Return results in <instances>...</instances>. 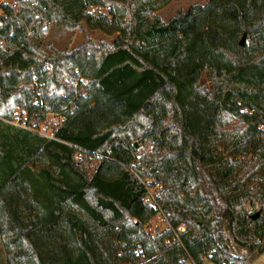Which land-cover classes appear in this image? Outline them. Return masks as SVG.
Returning <instances> with one entry per match:
<instances>
[{"label": "trees", "instance_id": "1", "mask_svg": "<svg viewBox=\"0 0 264 264\" xmlns=\"http://www.w3.org/2000/svg\"><path fill=\"white\" fill-rule=\"evenodd\" d=\"M172 1L0 2V264H246L231 238L264 253V0L165 22ZM45 21L115 36L41 59ZM165 92L184 143L153 156ZM18 108L62 120L47 135L14 123Z\"/></svg>", "mask_w": 264, "mask_h": 264}, {"label": "rangeland", "instance_id": "2", "mask_svg": "<svg viewBox=\"0 0 264 264\" xmlns=\"http://www.w3.org/2000/svg\"><path fill=\"white\" fill-rule=\"evenodd\" d=\"M27 0H0V2H5L18 9L19 7H24V2ZM209 0H173L166 7L162 8L158 11V14L162 17V19L167 22L171 17H173L179 10H186L190 6L195 4L206 5ZM28 6V5H27ZM93 11L95 12H106L107 9L105 7H93ZM37 14V13H36ZM35 14V15H36ZM39 17V14H37ZM42 19V17H40ZM43 41L41 44V50L43 53L40 55L41 59L47 57L49 59H59V62L63 58V56L76 51L78 48H95L98 49L100 45L111 42L115 35H109L104 32L94 30L88 27H84L82 25L65 27L64 25H59L55 23H51L45 21L43 25ZM29 34L33 32V30H29ZM66 76V75H65ZM63 76V78L65 77ZM67 78V77H66ZM68 79V78H67ZM78 83L76 82V86ZM32 88L33 85H32ZM37 94L41 95L42 88L36 87ZM53 93V91H52ZM36 102V99L34 100ZM20 108V107H19ZM16 111V118L14 119V123L19 125L38 130L41 133L52 135L54 126L58 125L62 117L58 115L56 112L47 111L44 114V117L41 118L40 115H43V111L35 112L32 116H28L27 112L24 109H19ZM152 113H156V121L154 125V139L156 141V148H150L153 156H157L164 150L174 149L182 146L184 140L181 136L177 135L174 130H170V126L174 123V119L177 118L178 112L174 107L172 95L170 92H165L164 94H160L154 101L153 107L151 108ZM173 117L174 119L169 120V117ZM167 125L164 123L165 120ZM171 119V118H170ZM136 146L139 147V142H135ZM152 193L156 195L155 189L152 190ZM254 209L253 206L247 205L246 211H252ZM170 226L167 217L159 213L156 217H154L146 226V229L149 233L158 234L160 231L166 229ZM231 249L234 255L238 257H244L247 259L246 264H264V253L257 256L255 259L253 258L250 249L247 246L238 243L236 240L231 238ZM0 256L3 259L5 258V253L3 248L0 246ZM235 263L240 262L241 260H233Z\"/></svg>", "mask_w": 264, "mask_h": 264}, {"label": "built area", "instance_id": "3", "mask_svg": "<svg viewBox=\"0 0 264 264\" xmlns=\"http://www.w3.org/2000/svg\"><path fill=\"white\" fill-rule=\"evenodd\" d=\"M149 198L151 200L154 199V196L152 194V192L150 191V194H149ZM186 231V224L185 223H182L180 224L179 226H177L174 230V238L175 240H178L180 238V235ZM209 257H212V253L209 254ZM235 264H240V262H237Z\"/></svg>", "mask_w": 264, "mask_h": 264}, {"label": "water", "instance_id": "4", "mask_svg": "<svg viewBox=\"0 0 264 264\" xmlns=\"http://www.w3.org/2000/svg\"><path fill=\"white\" fill-rule=\"evenodd\" d=\"M245 40H246V35H243L242 38H241V40H240V44L241 45H244ZM258 215H259V212L255 213V215H253L252 218L255 219Z\"/></svg>", "mask_w": 264, "mask_h": 264}]
</instances>
